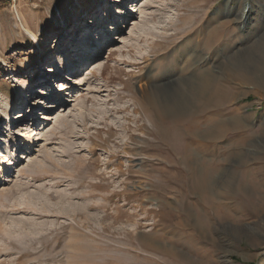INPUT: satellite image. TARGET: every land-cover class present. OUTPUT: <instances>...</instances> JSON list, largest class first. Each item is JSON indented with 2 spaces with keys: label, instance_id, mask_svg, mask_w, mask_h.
<instances>
[{
  "label": "rangeland",
  "instance_id": "374dc122",
  "mask_svg": "<svg viewBox=\"0 0 264 264\" xmlns=\"http://www.w3.org/2000/svg\"><path fill=\"white\" fill-rule=\"evenodd\" d=\"M119 1L0 0V264H264V0Z\"/></svg>",
  "mask_w": 264,
  "mask_h": 264
},
{
  "label": "bare ground",
  "instance_id": "6f19581e",
  "mask_svg": "<svg viewBox=\"0 0 264 264\" xmlns=\"http://www.w3.org/2000/svg\"><path fill=\"white\" fill-rule=\"evenodd\" d=\"M112 2L118 3V2H120V1H119V0H112ZM119 11H120V10H119ZM119 11H118V12H119ZM236 15H237V13H236ZM80 17H81V16H80ZM99 17H101V15H100ZM99 17H98V18H99ZM235 17H236V16H235ZM244 17H246V16H244ZM142 18H143V14H142ZM236 18H237V17H236ZM247 18H248V17H247ZM232 19H234V18H232ZM93 22H94V21H93ZM93 22L91 21L90 23H93ZM93 24H94V23H93ZM64 38H65V36H64ZM96 41H97V40H96ZM109 51H111V50H109ZM40 60H41V58H40ZM95 62H97V66L102 65L101 62L99 61V59H97L96 61H93L91 64H93V63H95ZM102 63H103V62H102ZM71 66H74V64H73V65L71 64L68 68H70ZM63 67H64V66H59V64H58L54 69L51 68V72H53L54 74H56V73H57V70H58L59 68L62 69ZM51 78H52V77H51ZM51 78H49V79H51ZM204 80H205V79H204ZM204 80H203V81H204ZM213 80H214V79H213ZM205 81H206V80H205ZM205 81H204V82H205ZM211 81H212V80H211ZM215 81H216V80H215ZM217 81H218V80H217ZM60 83H62V84H60ZM60 83H59V85L62 86V87H64V90H65L66 88H65L64 82H60ZM212 83H213V82H212ZM52 84H53V83H52ZM203 84H204V83H202V86H201L202 88H201V87H198V88L203 89ZM214 84H215V83H214ZM59 85H57L56 87H58ZM206 85H207V84H206ZM212 85H213V84H212ZM215 85H216V84H215ZM217 85H218V84H217ZM53 86H55V83H54ZM204 87H206V86L204 85ZM212 87H214V86H212ZM216 87H217V86H215V88H216ZM206 88H207V87H206ZM217 89H219V87H218ZM217 89H215V90H217ZM217 91H218V90H217ZM36 92H38V93H42L43 90H42V89H39V90L36 91ZM199 92H200V90H199ZM201 92L203 93L204 90H202ZM7 93H8V92H7ZM202 93H201V94H202ZM205 93H206V92H204V94H205ZM50 94H52V93H50ZM198 94H199V93H198ZM215 94H216V92H215ZM49 96H50V95H49ZM49 96H47V97H49ZM31 104H32V101L29 102V106H30ZM47 105H49V104H47ZM52 107H54V106H52ZM52 107H51V108H52ZM51 108H50V109H51ZM15 115H17V118L25 117L24 112H21V111H20V112H17ZM45 118H47L48 120L50 119V118H49V115H48V116L43 115L42 120L45 119ZM19 133H20V132H19ZM20 135H21V134H20ZM10 138H11V137H10ZM12 138H13V137H12ZM14 142H15V141H14ZM7 153H8V152H7ZM1 155L4 157V152H2V150L0 151V157L2 158ZM19 156H20V155H19ZM6 157H7V156H6ZM8 158H9V157H8ZM8 158H7V159H8ZM0 160H1V159H0ZM13 164H14V163H13ZM88 224H89V223H88Z\"/></svg>",
  "mask_w": 264,
  "mask_h": 264
},
{
  "label": "crops",
  "instance_id": "0c3cea01",
  "mask_svg": "<svg viewBox=\"0 0 264 264\" xmlns=\"http://www.w3.org/2000/svg\"><path fill=\"white\" fill-rule=\"evenodd\" d=\"M206 176H204L203 175V173L201 172L200 174H199V176H198V180H196L197 181V184L196 185H194V187L192 188V189H194V190H198V188L201 190V189H205L206 188V186H205V181H206ZM202 181H204V184H203V186L202 187H204V188H202V187H198V182H202ZM196 220H199V216L198 215H196Z\"/></svg>",
  "mask_w": 264,
  "mask_h": 264
}]
</instances>
